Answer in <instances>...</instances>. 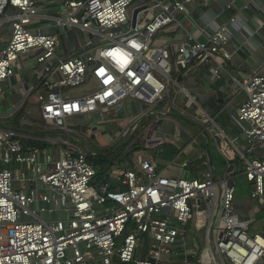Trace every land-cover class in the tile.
<instances>
[{
	"label": "built area",
	"instance_id": "1",
	"mask_svg": "<svg viewBox=\"0 0 264 264\" xmlns=\"http://www.w3.org/2000/svg\"><path fill=\"white\" fill-rule=\"evenodd\" d=\"M132 1L0 0V29L9 27V36L0 40V92L3 82L16 74L15 64L33 57L42 65L43 90L31 86L24 97L34 93L40 116L54 133L49 140L62 143L55 157L39 146L26 147L23 130L0 125V162L22 165L0 166V264H264V231H259L264 230V150L252 148L256 141L264 145V70L260 66L241 80L233 78L246 96L230 114L245 137L246 152L180 78L191 66L204 65L219 76L232 56L225 49L232 34L229 26L245 36L248 46L253 32L236 13L210 33L196 27L186 39L156 44L157 32L181 26L177 15H186L193 0L141 2L135 6L141 9L134 27L129 24ZM53 2L59 4L55 31L45 32L38 25L39 12ZM248 7L244 2L241 9ZM74 27L83 32V45L59 56L61 37ZM88 75L93 90L80 96L64 92L82 85ZM182 94L186 100L178 103ZM134 99L147 107L127 124L135 127L140 116L151 114L156 121L172 118L176 112L197 124L206 145L172 118L177 131L191 133L178 146L175 159L182 160L171 162L176 175L165 174L155 158L145 156L135 168L115 164L119 187L110 188L108 182L95 186L96 168L84 148L68 138L75 132L68 118L106 110L117 119ZM164 139L146 141L150 145ZM208 144L223 155L221 165L212 160ZM193 149L201 157L196 175L187 172ZM239 175L250 183L249 198L258 199L262 218L254 213L240 217L235 209L233 179ZM36 182L41 190L33 187ZM58 210L67 215L46 219L39 214Z\"/></svg>",
	"mask_w": 264,
	"mask_h": 264
},
{
	"label": "crops",
	"instance_id": "2",
	"mask_svg": "<svg viewBox=\"0 0 264 264\" xmlns=\"http://www.w3.org/2000/svg\"><path fill=\"white\" fill-rule=\"evenodd\" d=\"M145 1L146 0H137L134 7ZM244 2H248L249 7L247 9H241ZM263 2V0H212L205 4L201 0H193L191 3L187 4L186 15H177L181 26L175 29L159 31L153 36V42L156 44L166 42L176 43L179 40L186 39L188 33H196V27L201 28L205 33H210L217 25L227 24L229 18L238 13L240 21L253 32L250 37V46L245 44V36L240 31L229 26L232 34L225 44V49L231 52L232 56L226 65L219 71V76H214L209 69V65H204L191 66L187 74L180 78L182 79L181 83L200 101L202 106L211 113L216 114V123L223 129L225 134L233 140L236 147L245 152L247 148L245 137L232 123L230 114L245 100L246 96L233 78L241 80L252 69L260 66L264 70V8L262 9L260 7ZM229 3L230 5H228ZM58 5V2H53L51 4H46V6L40 10L38 25L41 26L43 31H55L53 27V16L59 13ZM130 12H132V9ZM129 15L130 19L131 13ZM129 24L131 26L130 20ZM124 27H127V25H124ZM69 31L72 32V38H69L68 35L61 38L57 48V54L59 56L76 51L83 45V32L75 27L70 28ZM76 33L78 35L74 39L73 36ZM0 34L5 37L9 36V27L6 25V27L1 28ZM198 37L203 38L204 35L199 33ZM41 66L42 65L36 62L31 56L15 64L14 70L16 74L3 82L2 91L0 92V125L7 124L11 126V124H13L14 126L22 127H19V129L27 134L26 137L22 138V143L26 144V147L31 146V143L29 144L28 141H37L39 142L37 145L41 148L43 153L49 152L57 157L58 147L61 146L62 143L58 145L49 140L51 136V132H49L50 128L47 125L43 126L44 122L41 123L40 120V110L37 107H33V104L36 103L34 100V93L30 95V97H24L26 90L31 86L34 87L35 90H43L40 82ZM187 77H190L192 81H190L188 85H185L183 79ZM90 83L92 86L90 90H81L74 96H80L93 90L94 83L92 78L90 79ZM241 93L243 97H239ZM181 100H186L183 94L178 99V103H180ZM146 107V104L136 101L135 99L128 102V106L126 105L117 116L116 124L119 125L118 132H112V140L100 141L99 148H91L86 145L82 140L81 134L90 138L106 134L103 127L96 123H92L91 120L92 118H96L97 120L101 119L102 112L96 111L90 113L88 116L79 114L68 118V123L75 132H71L72 134H68L67 136L70 141L80 144L84 148L86 155L88 153L91 155L105 154L113 146L117 145L118 147L120 144L125 143L126 145L124 148L127 149V151H132L135 156L131 161L129 159L121 161L113 160L108 166L104 163L103 165H106V171L102 175L94 178L93 184L95 186L108 182L110 188L119 187L116 177L118 172L115 169V164L119 163L129 168H135L138 160L145 156L155 158L158 168L164 169L165 174L176 175L177 169L171 165V162L177 155L178 146L186 144L191 133V135H197L202 146L206 145L207 139L204 135L198 134L199 130L197 124L179 118V116L175 114L176 112L172 113V118L176 119L177 122L181 121L180 123L191 132H189L190 134L184 129L177 131L178 126H176L172 118L162 117L156 121L155 114L140 116L135 127L127 124L133 116L138 115V113L143 111ZM159 110L161 111V107ZM36 117L39 118V121L36 120ZM81 119L85 121V124L77 130L75 127L80 123ZM87 123L91 125L87 126ZM125 132L127 136H124ZM156 136L165 139L163 142L148 145L146 140ZM112 141L114 143L116 142V144L111 145ZM149 147H152L154 150L147 151ZM206 147L210 151V154L212 153L211 155L214 158L215 164L218 166L221 165L223 162V155L211 144H208ZM252 148L257 152H261L264 150V145L256 141ZM189 155L191 158L194 157V161L195 158H200L198 156L199 152H197L196 149L191 150ZM182 158L183 157L180 156L176 158L175 161H181ZM0 166L7 167L8 164L0 162ZM200 166L201 162L200 164L192 162L187 168V172L190 175H196L197 167ZM30 187L31 186L27 183V190H30ZM33 187L37 190H41V183L36 182ZM234 206L239 214L245 216L253 214L255 211V206L250 204L248 195L240 197L235 196ZM49 213L52 218H63L67 215V212L64 210ZM62 213L64 216H62ZM39 214L41 217L45 218L48 212H41ZM171 264H181V262L180 260H173Z\"/></svg>",
	"mask_w": 264,
	"mask_h": 264
},
{
	"label": "rangeland",
	"instance_id": "3",
	"mask_svg": "<svg viewBox=\"0 0 264 264\" xmlns=\"http://www.w3.org/2000/svg\"><path fill=\"white\" fill-rule=\"evenodd\" d=\"M136 1L137 0H133L131 2V4L129 5V8H132L135 5ZM65 35H68L69 38H72V32L69 31V29H67ZM77 35H78L77 33L74 34L73 38L75 39ZM3 37H5V36L1 35L0 40H2ZM61 38H63V37H61ZM90 79H91V75H88L87 78H86V80H85V82L82 85H79V86H76V87H68V88H66L64 90V92H66V93L74 96L75 94L79 93L81 90H84V91L90 90L92 88V86L90 85L91 84L90 83ZM181 81H182V79H181ZM190 81H192V79L190 77H187V78L183 79V83L185 85H188L190 83ZM239 97H243V94L241 93L239 95ZM33 107H37L38 109H40V105L37 102L35 104H33ZM212 115L216 116L215 113H212ZM36 120L39 121V118L36 117ZM40 120H41V123H42L43 122V119L41 118V116H40ZM91 120H92V123H96L99 126L103 127L105 129V132H106L105 135L95 136L94 138H90L88 136H85V135H82L81 134V137H82L83 142L86 145H88L89 147H91V148H99V142L100 141H103V140H112V136H111L112 132L113 131L118 132L119 125L116 124L117 123L116 122L117 119L114 118L106 110L105 111L104 110L102 111V118L101 119L97 120L96 118H92ZM84 122L85 121L81 119L80 120V123L75 127V129L79 130L80 127H83L84 124H85ZM86 125L87 126H90L91 124H88L87 123ZM43 126H45V124ZM49 132H51V135H54V133L52 131H49ZM115 144H116V142L115 143L113 141L111 142V145H115ZM153 150L154 149L152 147L147 148V151H153ZM125 152H127V149H125V148L122 149V154H125ZM96 157H97V155H91V162L88 159L87 160L90 163H92V162L95 163ZM127 157L131 161L132 159H134L135 156L132 153V151H128L127 152ZM194 162L196 164H200L201 157L199 159L195 158V161ZM12 165L13 164H8L7 167L14 168L15 166L14 165L12 166ZM16 166H22V165L21 164H18ZM98 166L99 165H97V167ZM233 182H234L235 187H236L235 196H239L240 197V196H246V195H248V197H249V191H250L251 185H250V183H248L247 181H245V178L243 177V175H239V176L234 177ZM250 204L252 206H256V207L259 206L260 207V209L259 210H255L254 213H255V216H256L257 219L262 218L263 217V209L259 205L260 203H259L258 199L257 198H251L250 199ZM240 215H241L240 217L245 216V215H242V214H240ZM62 216H64L63 213H62ZM45 218L46 219H50V218H52V216H51L50 213H48V214H46ZM259 231L263 232L264 230L263 229H260ZM196 236L198 238H202V235H196ZM145 245L146 244H144V242L141 243V251L139 253L140 255H143V251H144Z\"/></svg>",
	"mask_w": 264,
	"mask_h": 264
},
{
	"label": "trees",
	"instance_id": "4",
	"mask_svg": "<svg viewBox=\"0 0 264 264\" xmlns=\"http://www.w3.org/2000/svg\"><path fill=\"white\" fill-rule=\"evenodd\" d=\"M11 126H14V125L11 124ZM14 127L19 128L20 126H14ZM28 142L29 144L31 143V146H38L37 144H39V142L37 141H28ZM125 145H126L125 143L120 144V146L118 147L117 145H115L105 154H97L95 163L92 162L94 167L96 168V176L102 175L106 171V165L108 166V164L112 163L113 160H118V161L125 160V159L128 160V157H127L128 151L125 152V154H122V149L124 148ZM86 157L91 162V154L88 153ZM104 163H106V165H103ZM97 165L99 166L97 167Z\"/></svg>",
	"mask_w": 264,
	"mask_h": 264
},
{
	"label": "water",
	"instance_id": "5",
	"mask_svg": "<svg viewBox=\"0 0 264 264\" xmlns=\"http://www.w3.org/2000/svg\"><path fill=\"white\" fill-rule=\"evenodd\" d=\"M141 9V7H135L132 9V12H131V17H130V21H131V26L134 27L135 24H136V18H137V13L138 11ZM212 154V153H211ZM212 157V160L214 161V158L213 156L211 155Z\"/></svg>",
	"mask_w": 264,
	"mask_h": 264
}]
</instances>
